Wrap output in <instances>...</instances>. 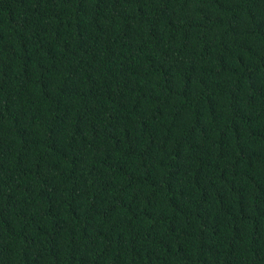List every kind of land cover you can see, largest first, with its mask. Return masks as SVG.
<instances>
[{
    "label": "trees",
    "instance_id": "obj_1",
    "mask_svg": "<svg viewBox=\"0 0 264 264\" xmlns=\"http://www.w3.org/2000/svg\"><path fill=\"white\" fill-rule=\"evenodd\" d=\"M0 264H264V0H0Z\"/></svg>",
    "mask_w": 264,
    "mask_h": 264
}]
</instances>
